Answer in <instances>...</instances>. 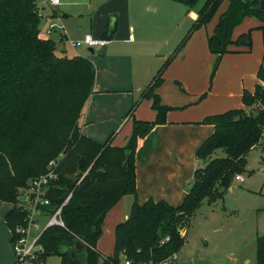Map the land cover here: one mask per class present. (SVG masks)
<instances>
[{
    "label": "trees",
    "instance_id": "trees-1",
    "mask_svg": "<svg viewBox=\"0 0 264 264\" xmlns=\"http://www.w3.org/2000/svg\"><path fill=\"white\" fill-rule=\"evenodd\" d=\"M188 9L202 2L197 20L177 48L179 53L194 32L209 24L224 0H175ZM39 0H0V200L12 205L6 226L13 245L18 227H27V212L19 198L31 180L53 171L42 207L51 217L61 207L64 226L46 228L39 236L33 264L60 256L62 264H170L183 247L184 228L205 201L223 200L238 175L246 172L248 154L264 147V64L254 92L244 90L242 108L206 117L200 124L213 126V133L196 151L204 167L194 172L193 183L182 203L149 199L138 202L136 161L140 143L176 107L164 105L156 89L163 83L168 63L142 95L151 101L153 121L133 120L125 146L111 140L99 143L82 133L80 119L94 94L97 69L86 57L58 55L56 43L40 36ZM247 17L263 23L259 0H230L208 38L215 56L213 76L224 55L252 49L251 32L234 39L236 28ZM206 95H203V99ZM135 103L132 111L137 108ZM222 150L223 157H215ZM55 165L50 168V163ZM125 196L134 202L127 220L115 226L111 255L98 250L107 213ZM183 232V233H182ZM86 247L77 249V242ZM28 258V259H29ZM257 264H264V235L256 241ZM14 264H20L15 262Z\"/></svg>",
    "mask_w": 264,
    "mask_h": 264
},
{
    "label": "crops",
    "instance_id": "crops-1",
    "mask_svg": "<svg viewBox=\"0 0 264 264\" xmlns=\"http://www.w3.org/2000/svg\"><path fill=\"white\" fill-rule=\"evenodd\" d=\"M38 8L40 36L55 41L56 53L86 57L97 69L94 94L80 119L82 133L99 143L111 140L112 145L125 146L134 119L156 118L151 101L142 95L191 29L193 24L182 29L191 9L175 0H60L56 6L39 0ZM197 17L195 11L191 23ZM51 22L62 24L63 30L48 34ZM214 28L211 33H202L201 28L193 33L164 70V83L156 89L164 105L178 109L170 111L168 123L140 143L136 161L140 204L149 199L173 206L182 203L193 183L196 151L214 131L213 126L200 123L208 116L242 108L244 90L254 92L260 83L257 73L264 64V52H245V48L234 47L238 52L224 55L212 78L215 56L208 38ZM89 34L108 41L105 56L91 54V47L83 44ZM73 42L81 44L74 47ZM124 198L107 213L113 214L115 225L127 205ZM0 202V240L10 243L5 217L12 205Z\"/></svg>",
    "mask_w": 264,
    "mask_h": 264
},
{
    "label": "rangeland",
    "instance_id": "rangeland-1",
    "mask_svg": "<svg viewBox=\"0 0 264 264\" xmlns=\"http://www.w3.org/2000/svg\"><path fill=\"white\" fill-rule=\"evenodd\" d=\"M229 4L230 0H224L214 20L206 27L201 28L202 33L212 32L214 22L216 21L215 24L219 22L220 17L228 10ZM201 6L202 2L183 18V30H186L190 24H194L191 22L195 18V11H198ZM248 32H251L252 36L251 53H256L258 50L263 53V23L255 17L245 18L237 27L236 38ZM178 46L174 51V56H170L169 59L173 60L176 57ZM223 156L222 150L215 154V157ZM246 159V172L242 174L244 181L234 180L223 200L215 203L209 201L203 203L185 226L183 231L187 235L185 243L175 257L170 260V264H257L256 241L258 236L264 235V147L252 150ZM196 163V169L204 167L202 161L196 159ZM124 199L123 201H127V205L123 216L119 218L116 225L127 220L130 215L129 204L132 200L134 201V197L125 196ZM113 217V214L105 217L103 235L98 244L99 250L104 255H110L114 251L116 225ZM48 221L49 218L45 216L37 218V222L29 234L30 241L37 239L42 234ZM38 249L36 247L35 250ZM13 257L16 262L12 244L0 240V264H13ZM125 263L126 259L122 257L121 264ZM22 264L33 263L29 258ZM42 264H62V258L49 256Z\"/></svg>",
    "mask_w": 264,
    "mask_h": 264
},
{
    "label": "built area",
    "instance_id": "built-area-1",
    "mask_svg": "<svg viewBox=\"0 0 264 264\" xmlns=\"http://www.w3.org/2000/svg\"><path fill=\"white\" fill-rule=\"evenodd\" d=\"M48 5L56 6L60 4V0H45ZM56 29L63 30V25L56 22H51L47 30L48 34H51ZM81 43L73 42L72 45L79 46ZM83 44L91 48H97L108 44L105 39H95L92 35H86ZM55 165V162L50 163V168ZM56 178L53 171L39 178L33 179L29 183L28 189H26L19 198L18 206L27 212V227H18L15 231L16 239L13 243V252L15 254L16 261L22 264L29 257H33L36 249V242L38 240L34 239L30 241V232L32 227L36 224L37 218L43 216L42 207L48 206L50 204L49 200L45 198V192L49 184L50 179ZM238 182H243L244 178L242 175H238L235 178ZM51 226H64L62 221V208L60 207L54 215L49 217L47 227ZM125 264H132L131 261H126Z\"/></svg>",
    "mask_w": 264,
    "mask_h": 264
},
{
    "label": "water",
    "instance_id": "water-1",
    "mask_svg": "<svg viewBox=\"0 0 264 264\" xmlns=\"http://www.w3.org/2000/svg\"><path fill=\"white\" fill-rule=\"evenodd\" d=\"M259 1H260L261 10H264V0H259ZM107 48H108V46L106 44L103 46H99L97 48H90L89 51L91 54H97L98 56H105L107 53ZM85 247H86V245L81 241L77 242V244H76V248L79 250L84 249Z\"/></svg>",
    "mask_w": 264,
    "mask_h": 264
}]
</instances>
